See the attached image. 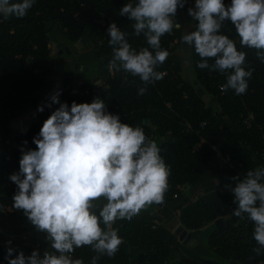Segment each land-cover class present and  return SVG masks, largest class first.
Returning a JSON list of instances; mask_svg holds the SVG:
<instances>
[{"label":"trees","instance_id":"1","mask_svg":"<svg viewBox=\"0 0 264 264\" xmlns=\"http://www.w3.org/2000/svg\"><path fill=\"white\" fill-rule=\"evenodd\" d=\"M182 2L183 7L178 4L173 19L193 8L194 0ZM126 3L135 5L138 0H35L23 18L0 15V215L9 209L14 221L27 218L22 210L12 207L18 189L9 177L19 172L21 149H36L33 138L38 137L44 121L60 104L67 103L70 109L73 101L91 103L98 97L106 105V114L118 116L121 123L142 127L146 136L157 142L170 167L168 189L161 203L168 205L179 197L187 198L178 209V221L192 238H199L201 245L189 247L181 242L158 218V206L153 203L131 219L113 223L122 239L113 256L91 245L75 248L69 255L83 264H93V258L95 264H264V246L254 238L255 222L247 214L244 219L233 215L238 209L236 185L248 171L264 169V59L257 55L264 50L241 48L231 22L222 23L220 34L229 36L239 51L247 53L241 67L253 70L246 78L247 92L242 95H236L230 87L220 91L234 69L221 71L215 66L217 57L201 58L195 52L194 41L188 54L193 82L185 81L181 75L183 61L174 55L172 47L183 37L175 28L161 37V47L170 53L169 57L153 67L154 72H166L162 80L150 77L144 82L139 75L123 69L110 73L113 49L119 47L108 42L112 23L126 33L125 40L132 49L147 47L144 31L137 37L135 21L120 15ZM224 3L228 6L231 0ZM198 23L194 19L192 31L197 30ZM53 35L57 44L81 40L90 43V50L80 58L83 68L62 79L60 104L43 108L37 119L11 136L9 126L14 118L34 109L41 100L50 74L44 67L52 57ZM205 62L206 67H199ZM96 78L107 88L105 94L100 93ZM140 88L145 89L143 95H138ZM199 89L208 95V101ZM102 207H94L95 214L99 215ZM220 218L230 225L217 229L214 222ZM207 225L210 229L199 234ZM101 227L107 230L103 223ZM45 236L36 228L15 223L6 233H0V264H8L4 258L8 247L15 249L13 258L20 251L27 258L37 248L38 258L42 259L44 251H49Z\"/></svg>","mask_w":264,"mask_h":264},{"label":"clouds","instance_id":"2","mask_svg":"<svg viewBox=\"0 0 264 264\" xmlns=\"http://www.w3.org/2000/svg\"><path fill=\"white\" fill-rule=\"evenodd\" d=\"M35 0H0V15L4 18H23ZM178 4L182 0H138L126 3L120 15L135 21L137 37L144 31L147 47L138 51L125 40L126 33L112 23L108 32L113 49L108 71L123 69L133 76L139 75L148 82L150 77L159 81L166 72H154L153 67L163 64L170 53L161 47V37L181 27L174 22ZM198 11L189 8L188 14L197 20V30L185 34L182 40L191 45L201 57H217L215 66L221 71L234 69L227 88L236 95L247 92L253 70L241 65L247 53L237 49L234 40L220 34L222 23L230 21L240 38L241 48L264 50V0H195ZM146 30V31H145ZM155 50L150 51L149 49ZM264 59V53L258 52ZM117 61L120 62L119 66ZM207 64L200 63L199 67ZM144 88L138 90L143 95ZM60 92L51 96L52 103L60 104ZM51 107V104L49 105ZM105 103L98 97L91 103L72 102L59 108L44 121L38 137L33 138L35 150L23 151L19 172L10 175L17 186L12 197L15 210H22L37 231L46 234L54 252L38 251L25 257L23 251L13 258L15 251L8 247L5 259L8 264H83L65 253L91 245L100 253L113 256L122 239L118 229L112 227L117 220L131 219L153 203L162 202L168 189L170 167L161 156L157 142L146 136L139 126L121 123L118 116L105 113ZM43 112V107L39 108ZM27 144V141L24 142ZM264 169L248 171L235 189L238 209L233 215L256 224L254 238L264 246ZM105 200L99 215L93 211L94 202ZM259 202V206H257ZM101 223L107 230L102 229ZM11 244V241H8ZM59 253L57 256L55 253ZM93 258V264H95Z\"/></svg>","mask_w":264,"mask_h":264},{"label":"rangeland","instance_id":"3","mask_svg":"<svg viewBox=\"0 0 264 264\" xmlns=\"http://www.w3.org/2000/svg\"><path fill=\"white\" fill-rule=\"evenodd\" d=\"M193 11H196V5H195V0L193 3ZM174 22H179L181 27L178 29L181 32V35L184 36L185 34H190L193 30L194 27V18L192 16H190L189 14L180 16L178 18L173 19ZM176 29V28H175ZM172 47L174 48V55L178 56L181 58V60L183 61V72H182V77L185 81L187 82H193V77H194V73L192 72V66L190 63V60L188 58V54H189V44L185 43L183 40L182 41H176ZM91 47H89L88 44H75L74 46L71 45L69 47V49L71 51H80V52H88L90 50ZM50 49L52 51V57L51 59L48 61V63H46L44 70L49 71L50 74L47 77V83H50V87L46 88L44 86L43 89V95L45 96L44 100L47 103L50 104H54L51 101V96L53 94H55L59 87L61 86L62 83V79L64 78V76L71 72L72 70V65L74 62L73 56L72 55H68L65 54V52L61 55L58 54L57 50L55 49V45L53 43L50 44ZM60 62H68V64L65 66L62 64H59ZM46 83V84H47ZM97 87L102 86V83L99 81L97 83ZM200 95L202 96V98L206 101L209 100L208 95L202 90L199 89ZM102 100V99H100ZM33 114L34 119H37L39 116ZM36 115V116H35ZM27 116V111L25 113H23L22 115L14 118V120L10 123V135L12 136L16 131L21 130L24 126H27L31 121H27L25 119V117ZM101 201H105L103 199H101ZM187 201L186 197H179L178 199H175L172 203L168 204V205H162L161 207L158 206V211H157V215L159 217H162L163 220L161 222H163V224L165 226H167L169 229L175 231L176 228L178 226H180L179 221H178V216H179V212L178 209L179 207H181L182 205L185 204V202ZM106 202V201H105ZM105 204V203H104ZM95 205V204H94ZM210 225L205 226L203 229H201L199 234H204L206 231H208L210 229L209 227ZM48 243V248L50 252H54L53 249H51L50 247V243L47 241ZM187 245L189 247H192L194 245H201V241L199 240L198 237L195 238H191L190 241L187 243ZM57 256L59 255V253H55ZM66 256H69L68 253H65ZM70 257V256H69ZM71 258V257H70ZM72 260H74L73 258H71Z\"/></svg>","mask_w":264,"mask_h":264},{"label":"flooded vegetation","instance_id":"4","mask_svg":"<svg viewBox=\"0 0 264 264\" xmlns=\"http://www.w3.org/2000/svg\"><path fill=\"white\" fill-rule=\"evenodd\" d=\"M54 37H55V35H53V40H51V42L55 45V48L57 49V52H58V54L59 55H61V54H63L64 52H65V54H68V55H72L73 56V59H74V62H73V65H72V70H71V72L70 73H80L81 72V70H82V68H83V63L81 62V60H80V58H81V55H84L85 53H87L86 51L85 52H80V51H71L70 49H69V47L71 46V45H75V44H81V45H84V44H88V43H86L85 42V40H81L80 42H76V43H74V44H69V45H65V44H57V43H55V40H54ZM90 44V43H89ZM88 44V45H89ZM59 46V47H58ZM69 49V51H70V54L66 51V49ZM61 56H63V55H61ZM59 64H62V65H64V68H65V66L68 64V62H60ZM88 68V69H87ZM89 66H87L86 67V73H88L89 72ZM95 82L96 83H98L99 82V78H96L95 79ZM47 84H49L50 85V83H47ZM46 84V88H49L50 86L49 85H47ZM78 86H81V82H79L78 83ZM60 88V87H59ZM103 89H106L105 90V92L104 93H101V90H103ZM107 92V88L105 87H102L101 86V89H100V93L101 94H105ZM44 98H45V96L42 94L41 95V100H40V102H39V104L35 107V109H34V111L35 112H37L38 113V108L39 107H43V108H45V107H47V106H49L50 104L49 103H47L45 100H44ZM43 101L44 102H46V106H43ZM52 106V105H51ZM42 113V112H41ZM41 113H39V114H41ZM32 122V121H31ZM29 125V124H28ZM190 240H188L187 239V237L182 241V242H184L185 244H187L188 242H189Z\"/></svg>","mask_w":264,"mask_h":264},{"label":"crops","instance_id":"5","mask_svg":"<svg viewBox=\"0 0 264 264\" xmlns=\"http://www.w3.org/2000/svg\"><path fill=\"white\" fill-rule=\"evenodd\" d=\"M39 104V102H38ZM50 104V103H49ZM35 109V108H34ZM34 109H30L27 111V116L25 117V119L29 122V121H33L35 120L34 117H33V114L31 113H34L36 115H40L39 113L35 112ZM35 115V116H36ZM104 203H106L105 201H96L94 202L95 206L94 207H99V206H103ZM12 211L11 210H6L4 211V214L3 215H0V233H6L8 231L9 228H11L15 223L17 224H20L21 226H24V227H27L28 229L30 228H35L34 225L31 224V222L27 219V218H24L23 220H18V221H14L10 215H11ZM37 230V229H36ZM38 234H41L43 232H39L37 231ZM44 234V233H43ZM47 242V240H46ZM69 254V253H68ZM70 256V255H69ZM71 257V256H70ZM72 258V257H71Z\"/></svg>","mask_w":264,"mask_h":264},{"label":"water","instance_id":"6","mask_svg":"<svg viewBox=\"0 0 264 264\" xmlns=\"http://www.w3.org/2000/svg\"><path fill=\"white\" fill-rule=\"evenodd\" d=\"M51 40H53V37L51 38ZM59 47V46H58ZM66 51L70 54V51L69 49L67 48ZM31 61V60H29ZM88 69V68H87ZM49 85V84H47ZM106 89H103L101 90V93H104ZM43 106H46V102L43 101ZM40 108V107H39ZM39 108H38V113H41V111H39ZM32 122L29 123V125L31 124ZM163 204L161 202L157 203V206H162ZM158 218L162 221L163 218L162 217H159ZM215 226L217 229H221L222 227L226 226V225H230V222L228 221H225V219H218L214 222ZM175 235H177L179 237V240L182 242L186 237L188 240H190L192 238V233H189L186 229H184L183 226H178L176 228V230L174 231ZM229 264H235L234 261H231Z\"/></svg>","mask_w":264,"mask_h":264},{"label":"built area","instance_id":"7","mask_svg":"<svg viewBox=\"0 0 264 264\" xmlns=\"http://www.w3.org/2000/svg\"><path fill=\"white\" fill-rule=\"evenodd\" d=\"M213 149H216V147H213ZM175 198H177V196H175ZM35 250H37V248H36ZM37 251H38V250H37Z\"/></svg>","mask_w":264,"mask_h":264}]
</instances>
